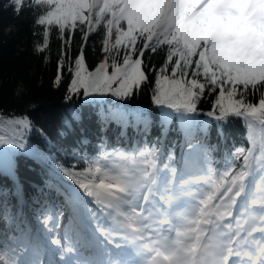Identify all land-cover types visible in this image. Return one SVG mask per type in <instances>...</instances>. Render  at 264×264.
<instances>
[{"label":"snow or ice","instance_id":"1","mask_svg":"<svg viewBox=\"0 0 264 264\" xmlns=\"http://www.w3.org/2000/svg\"><path fill=\"white\" fill-rule=\"evenodd\" d=\"M13 3L17 14L24 8L40 11L34 21L43 26L38 52L47 48L53 28L63 40L54 83L59 85L65 72L71 76L66 100L82 95L125 101L154 84L162 132L169 117L182 121L187 151L181 158L169 152L164 160L158 145L146 143L130 152L102 146L85 160L83 171L53 161L77 186L58 194L82 220L95 218L96 225L89 220L91 232L77 226L57 234L56 219L42 214L43 236L6 228L0 231V264H264V0ZM77 32L80 46L72 56ZM93 33L101 36L104 55L90 69L85 47ZM158 51L165 52L163 63L146 64ZM213 93L207 115L217 122V135L223 136L230 118H241L251 145L237 149L223 170L213 167L215 148L196 121L198 102ZM257 93L254 102L248 99ZM79 119L73 112L66 127ZM136 119L147 131L149 118ZM7 123L17 134L0 137V144L26 149L23 136L32 122L9 117ZM253 189L259 195H250ZM0 217L15 221L3 201ZM109 220L112 225L105 227ZM46 252L52 254L47 259Z\"/></svg>","mask_w":264,"mask_h":264},{"label":"trees","instance_id":"2","mask_svg":"<svg viewBox=\"0 0 264 264\" xmlns=\"http://www.w3.org/2000/svg\"><path fill=\"white\" fill-rule=\"evenodd\" d=\"M39 14V10L33 12L27 8L17 14L13 0H0V118L5 121L0 125V137L17 134L7 123L9 117H26L33 125L23 136L26 149L0 144V201L6 203L9 215L15 217L14 222H5L0 217V231L6 228L31 231L33 225L22 213L28 208L35 219H40L38 226L43 236L42 214L55 218L56 226L63 223L68 229L77 230L75 209L70 208L64 196L58 194L66 190L63 180L73 181L48 164L59 177L55 178L49 172V166H45L47 162H42L45 157L74 171H83L87 166L85 160L96 157L102 146L108 152L113 148L130 152L146 143L158 145L164 160L169 152L181 158L187 149L185 125L175 116L168 118L162 132L164 116L152 101L154 84L142 86L125 101L111 96L93 100L82 95L66 100L71 76L65 72L61 83H54L63 40L53 28L45 51L36 50L44 40L43 26L34 24ZM79 46L80 34L77 32L72 35V56L76 55ZM100 49L101 36L93 33L85 47L90 69L103 58ZM164 58L165 52L158 51L149 54L145 62L159 67ZM215 95L206 94L198 102L196 121L199 127L206 129L208 143L215 148L213 167L223 170L226 160L231 159L237 149H247L251 145L241 118H230L223 126V136L217 135V122L207 115L212 110ZM258 95H249L248 99L254 102ZM73 112L78 113L80 119L68 128L66 125ZM138 114L149 118L151 123L147 131L144 124L137 121ZM122 115L127 116L126 121L120 118ZM193 127L195 130L196 125ZM3 158L10 161L16 180L4 170ZM20 194L25 202L21 201ZM64 211L70 213L65 221Z\"/></svg>","mask_w":264,"mask_h":264},{"label":"rangeland","instance_id":"3","mask_svg":"<svg viewBox=\"0 0 264 264\" xmlns=\"http://www.w3.org/2000/svg\"><path fill=\"white\" fill-rule=\"evenodd\" d=\"M42 159V158H41ZM53 159L52 158H45V162H47V164H50V165H52L53 166ZM66 180V179H65ZM251 194H255V195H257L258 193L255 191V189H253V191L250 193V195ZM85 199H89V198H87V197H85ZM94 205H89V207H93ZM69 207L70 208H72L73 206H72V204H69ZM74 208L75 207H73L72 209L74 210ZM27 211V212H26ZM22 213H25L26 215H27V217H28V220L27 221H30L31 223H32V225H33V227L31 226V232L33 233V234H40V230H39V226H38V221L40 220L38 217H37V219H35L33 216H32V214L29 212V209L28 208H26L25 210H22ZM63 214V216H65V220H67L68 219V217L70 216V213L68 214V212H66V211H64V213H62ZM67 214V215H66ZM74 220H75V222H76V224H77V226L81 229V226L82 225H84L83 223H86V222H88L89 223V220L91 221V226L92 227H94L95 225H96V223H97V221H96V219L95 218H90V217H87V216H85L84 217V219L82 220L81 219V217H80V215L78 214V212L77 211H74ZM65 230H68V228L66 227V226H64V225H62V224H58L57 226H56V233L57 234H61L63 231H65ZM75 232V231H74ZM41 235V234H40ZM42 236V235H41ZM53 247V246H52ZM53 248H55V247H53ZM52 254L51 253H48V252H46L45 253V256L43 257V258H45V259H47V258H49L50 256H51ZM53 259H58V256H54V257H52Z\"/></svg>","mask_w":264,"mask_h":264},{"label":"bare ground","instance_id":"4","mask_svg":"<svg viewBox=\"0 0 264 264\" xmlns=\"http://www.w3.org/2000/svg\"><path fill=\"white\" fill-rule=\"evenodd\" d=\"M27 212V211H26ZM73 222V221H72ZM113 223L111 220L107 221V223L105 224V227H109L110 224ZM84 225H82L83 229L86 230L87 232H91V227H89V223H83ZM74 227V226H73ZM77 231V230H76Z\"/></svg>","mask_w":264,"mask_h":264}]
</instances>
